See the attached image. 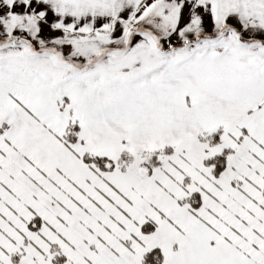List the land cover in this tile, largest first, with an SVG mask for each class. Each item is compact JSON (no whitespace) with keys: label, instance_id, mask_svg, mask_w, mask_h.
<instances>
[{"label":"snow or ice","instance_id":"6c2138e0","mask_svg":"<svg viewBox=\"0 0 264 264\" xmlns=\"http://www.w3.org/2000/svg\"><path fill=\"white\" fill-rule=\"evenodd\" d=\"M0 264H264V0H0Z\"/></svg>","mask_w":264,"mask_h":264}]
</instances>
